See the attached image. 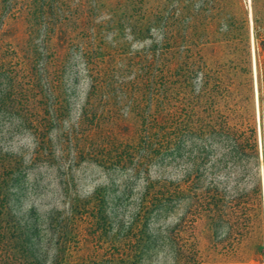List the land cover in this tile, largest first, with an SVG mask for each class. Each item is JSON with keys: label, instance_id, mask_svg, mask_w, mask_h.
Masks as SVG:
<instances>
[{"label": "trees", "instance_id": "trees-1", "mask_svg": "<svg viewBox=\"0 0 264 264\" xmlns=\"http://www.w3.org/2000/svg\"><path fill=\"white\" fill-rule=\"evenodd\" d=\"M17 20L19 50L8 34ZM22 131L27 159L5 145ZM84 160L141 179L127 226L138 241L153 214L189 198L170 231L182 264L196 263L187 244L203 213L227 216L237 261L250 258L264 199V0H0V264H70L82 236L94 241L87 220L103 229L107 206L95 192L56 218L49 261L34 209L24 219L15 210L38 183L32 167L69 180ZM182 161L181 178L160 174Z\"/></svg>", "mask_w": 264, "mask_h": 264}, {"label": "rangeland", "instance_id": "rangeland-1", "mask_svg": "<svg viewBox=\"0 0 264 264\" xmlns=\"http://www.w3.org/2000/svg\"><path fill=\"white\" fill-rule=\"evenodd\" d=\"M247 4L249 5V0H247ZM9 29L8 34L11 35L12 42L18 50L24 49L27 38L24 22L17 20L10 25ZM148 41L147 39L145 43ZM251 54H254L252 42ZM73 119L74 116L70 118V121ZM5 145L27 159L33 147L32 136L28 132L22 131L8 138ZM187 166L182 161L176 166L166 167L160 171V174L172 179L181 178ZM30 171L29 183H33L34 177L38 178V183L33 186L24 199L15 203V210L24 219L30 208L34 209L39 227L38 246L42 250L47 249L46 258L48 261L55 252L56 218L65 221V217L69 216L70 201L85 200L92 192H95L98 197L104 196L107 201L105 217L99 223L103 229L95 231L93 221L86 219L89 223L86 225V231L88 232L90 228V232H94V241L89 243L87 240L89 236H82L84 240L80 241L78 251L75 255L73 254L74 258L69 254L73 259L70 264H182L174 253V249H176L174 236L178 234L179 230H175L173 233L170 231L175 227L178 228L185 212L190 210L192 203L189 198L175 201L170 204L168 210L153 214L148 221V236L142 234V241H138L141 238L140 235H137L135 231L128 234L127 226L136 211V198L142 190L141 179L128 183L126 182V173L104 168L91 160H84L74 166L70 177H67L69 180H66V177L54 166L45 163H39ZM154 172L158 171L153 169L152 176L155 175ZM125 184L128 188L124 190ZM197 185L202 188L207 186L206 166ZM233 187L234 182L231 178L225 180L218 177L220 190L223 188L226 191L231 190L232 193L234 192L232 191ZM113 200H116L115 204ZM28 223V225L31 224L29 221ZM230 225L231 220L223 214L210 220L203 213L196 219L194 224L196 237L187 244L188 248L191 247L198 252H196L195 264H264V199L260 216H258V224L256 223V230L251 236L252 245L250 248L255 249L250 258L245 261H237L235 235L233 230H230ZM92 226L93 228H91ZM72 227L76 226L72 225ZM183 235L184 233L179 234L180 237ZM137 242L141 245H137Z\"/></svg>", "mask_w": 264, "mask_h": 264}]
</instances>
